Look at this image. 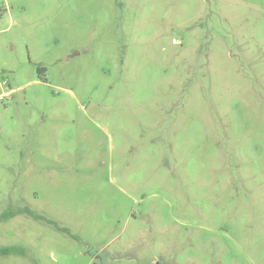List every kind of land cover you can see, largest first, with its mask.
I'll use <instances>...</instances> for the list:
<instances>
[{
  "label": "rangeland",
  "instance_id": "rangeland-1",
  "mask_svg": "<svg viewBox=\"0 0 264 264\" xmlns=\"http://www.w3.org/2000/svg\"><path fill=\"white\" fill-rule=\"evenodd\" d=\"M21 210L0 264H264V0H0Z\"/></svg>",
  "mask_w": 264,
  "mask_h": 264
},
{
  "label": "trees",
  "instance_id": "trees-1",
  "mask_svg": "<svg viewBox=\"0 0 264 264\" xmlns=\"http://www.w3.org/2000/svg\"><path fill=\"white\" fill-rule=\"evenodd\" d=\"M43 72H46V69L45 68H39L38 69V73L40 75L43 74ZM21 213H28L29 215H31L32 217H34L35 219L37 220H45L43 217L39 216V215H36L35 213H33L32 211L30 210H21V211H17V212H6L4 213L1 217H0V222L1 221H7V220H10L11 218H14L16 217L17 215L21 214ZM47 221L49 224L51 225H55L54 222L52 221H49V220H45ZM62 231L64 232H67V230L63 229ZM21 252V249L17 248V247H2L0 248V257L1 256H10V255H13V254H17Z\"/></svg>",
  "mask_w": 264,
  "mask_h": 264
},
{
  "label": "flooded vegetation",
  "instance_id": "flooded-vegetation-1",
  "mask_svg": "<svg viewBox=\"0 0 264 264\" xmlns=\"http://www.w3.org/2000/svg\"><path fill=\"white\" fill-rule=\"evenodd\" d=\"M41 68V67H40ZM47 71V70H46Z\"/></svg>",
  "mask_w": 264,
  "mask_h": 264
}]
</instances>
